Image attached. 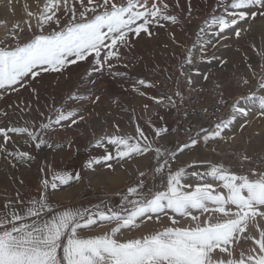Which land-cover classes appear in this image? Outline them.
<instances>
[{"label":"snow or ice","instance_id":"obj_1","mask_svg":"<svg viewBox=\"0 0 264 264\" xmlns=\"http://www.w3.org/2000/svg\"><path fill=\"white\" fill-rule=\"evenodd\" d=\"M178 10L183 11L180 0H44L37 12H28L29 40L21 43L15 31L10 44L0 40V99L32 86L44 74L62 75L79 62L92 65L89 73L107 70L109 75L126 77L127 73L113 69L139 41L152 37L158 29L181 25L184 18ZM257 18L264 19V0H217L216 11L204 22L207 28L199 29L207 36L201 43V55H206L207 45L219 43L215 38H227L228 32L240 38L249 30L245 25ZM192 57L189 49L183 60L189 66V84L191 74H199L191 67ZM180 71L183 74V67ZM243 84L251 87L248 79ZM153 86L136 79L132 90L145 97L141 89ZM257 93H264V71L251 94L235 95L231 104L221 96L220 106L228 107V114L214 125L201 126L175 150L160 144L168 132L164 125L149 122L146 131L137 123L131 135L119 134L116 125L115 133L92 145L102 148L104 154L88 159L85 167L103 163L112 169L113 161L152 157L147 169L138 172L140 179L121 193L119 208L101 204L82 209L57 207L51 201L55 190L70 186L81 176L79 172H53L51 180L41 179L36 199L25 200L17 192L15 200L0 205V264H264V169L236 173L223 162L198 160L172 167L186 150L224 140L237 121H244L239 126L245 127L252 108L264 117V95ZM173 95L182 98L179 91ZM66 99L69 103L62 99L59 106L54 102L47 114L40 113L43 119L39 124L0 126V155L20 163L34 159L29 152L8 150L10 141L15 144L13 136L25 137V142L36 148L46 144L54 149L57 145L45 136L86 121L77 110L84 99L79 90ZM100 99L95 96L91 102ZM148 99L156 103L167 99L177 106L172 97ZM46 169L50 170L49 166L41 171ZM148 171L152 172L151 186L144 179ZM149 222L163 226L128 235ZM98 227L106 230L98 233Z\"/></svg>","mask_w":264,"mask_h":264},{"label":"rangeland","instance_id":"obj_2","mask_svg":"<svg viewBox=\"0 0 264 264\" xmlns=\"http://www.w3.org/2000/svg\"><path fill=\"white\" fill-rule=\"evenodd\" d=\"M43 3L44 0H0V40L10 44L13 31L19 36L21 43L29 40L32 34L28 31L26 23L29 21L28 12H37L38 6ZM188 3L189 0H180L183 11L178 12L184 18L181 25L158 29L152 37L139 41L134 51L113 69L114 72L127 73L126 77L109 75L107 70L89 73L92 65L87 62L69 66L62 75L44 74L42 78H37L32 86L9 93L0 99V113H8L6 117L0 115V126H24L25 122L31 124L33 121L39 124L43 119L40 113L47 114L53 103L59 106L62 99L66 104L69 103L66 99L68 94L78 89L84 99L78 102L77 110L85 115L86 121L79 126L60 128L54 133H49L44 137L48 142L55 145L74 144L86 139L94 144L100 137L115 133L116 125L119 126V134L135 130L137 123L144 128V125L151 121L149 114L153 110V103L148 97L152 96V89L142 88L141 91H145L146 96L141 97L132 90L135 80L144 79L150 83L147 78L150 70L179 64L188 50H192L195 42L207 40L205 33L199 29L207 28L204 22L210 20L211 14L216 11L217 0H190V16ZM31 22L35 25V20ZM245 27L249 30L242 33L240 38H236L232 32L225 34L227 38H215L219 39V43L215 47L207 45L204 62L211 59L212 71L225 78L227 83L234 73L244 72L256 85L261 78V72L264 71V19L257 18ZM21 29L23 31H20ZM125 63L127 68L123 67ZM89 79L95 80V83H90ZM95 96H100L101 99L92 103ZM145 104L148 105L147 110L144 109ZM241 123L244 121H237L235 126L239 133L235 139L238 149L248 156H264V117L260 116L256 108H252L246 126L242 129L239 126ZM13 140L15 144L10 141L8 150L29 152L34 157L32 160L42 161L50 154L46 144L36 148L34 144L26 143L25 137L13 136ZM2 142L0 139V143ZM15 162L17 161L11 157L0 155V170L9 173L14 169ZM28 164L29 161L23 163L24 171L28 169L25 167ZM55 205L62 207L61 200ZM81 205L72 208H79ZM164 224H167V221H164ZM162 226L163 224L149 222L128 235H139ZM105 230L106 227H103L100 233Z\"/></svg>","mask_w":264,"mask_h":264},{"label":"crops","instance_id":"obj_3","mask_svg":"<svg viewBox=\"0 0 264 264\" xmlns=\"http://www.w3.org/2000/svg\"><path fill=\"white\" fill-rule=\"evenodd\" d=\"M184 60V59H183ZM182 60V61H183ZM212 65L208 62H204L199 70V74L196 73L194 79L195 88H210L213 85L223 84L224 99L230 103L234 90L230 85L231 78L228 83L225 78L219 77L212 71ZM207 75L208 79L204 80L203 76ZM152 96L159 99L161 94L157 89L151 87ZM177 91L182 92L181 86H177ZM153 103V110L150 112L151 123L156 125H164L168 128V132L160 144L166 145L173 144L176 137V127L172 119V112L170 109H158ZM147 122L144 125L145 130L148 128ZM237 124V123H236ZM236 126V125H235ZM235 126L232 131L226 133L224 140L210 141L206 146L201 143L195 148L188 149L184 153L178 155V166H183L192 163L193 160L201 162H211L218 164L223 162L226 166L230 167V170L235 172L233 164L230 160L222 157V153L227 150L240 151L235 139L238 138V131ZM126 134H134V130H128ZM92 142L86 139L79 140L74 144H58L54 149H50V154L45 160H31L28 165H25L24 171L23 163L15 162L14 169L9 173L0 170V205H3L8 200H15L16 193L19 192L25 199H36L39 195L38 188L42 178H48L51 180L53 172H67L76 173L79 172L81 179L70 183V186H59L54 194L51 196V201L56 204L61 200L62 207H76L79 208L94 207L96 204L104 203L110 208H119L121 201H106L99 199L97 201H84L76 205L66 206L64 201L67 198L73 197L81 190L88 186L98 187L104 186L110 191L121 190L124 187L125 181L133 174H137L139 171H145L149 164L150 156L137 157L128 162H111L113 164L112 169H108L103 163L99 165H92L91 168L85 167L88 159L92 157L102 156V148H93ZM45 165L49 166L50 170L46 169L45 172L41 171V168ZM7 166V165H5ZM203 170V169H201ZM23 180V184L20 181ZM87 204H90L88 206ZM92 204V205H91ZM103 227L96 228V232L100 233Z\"/></svg>","mask_w":264,"mask_h":264},{"label":"built area","instance_id":"obj_4","mask_svg":"<svg viewBox=\"0 0 264 264\" xmlns=\"http://www.w3.org/2000/svg\"><path fill=\"white\" fill-rule=\"evenodd\" d=\"M201 43L195 42L192 46L194 64L191 66L194 70L200 68L204 63L205 55H201ZM203 61V62H202ZM183 67L184 72L181 73L180 69ZM189 66L181 61L174 66H166L159 69H152L149 71L147 78L153 87L158 90L162 97H172V100L176 102V107H173L169 100L164 99L162 103H156L155 106L158 109H170L172 112V119L176 127V137L171 145L162 143L163 147H168L170 150L182 143L188 141L190 135L195 132L201 126L214 125L219 120L223 119L228 114V107H221V96L224 99L225 85L218 84L213 85L210 88H195L194 79L196 72L191 74L192 83L189 84ZM248 79L251 87L244 86L243 81ZM182 88V98L176 97L173 94L177 92V86ZM230 85L234 90V95L251 94L252 87H255L254 81L248 77L244 72H236L231 78ZM232 99L229 104H231ZM189 129L191 131H189ZM222 157L232 162L236 173H247L250 170L259 171L264 169V156L254 155L248 156L243 152L227 150L222 153ZM247 157V159H245ZM152 161V157L149 158V164ZM148 164V165H149ZM178 166V160L176 159L172 163V167ZM140 177L137 174L131 175L124 183V187L121 190L110 191L104 186H88L81 190L73 197L67 198L64 201L66 206H72L84 201H97L104 199L106 201H121L122 195L129 185H132ZM149 186L153 184L152 172L148 171L147 176L144 178ZM155 183L159 184V181Z\"/></svg>","mask_w":264,"mask_h":264}]
</instances>
